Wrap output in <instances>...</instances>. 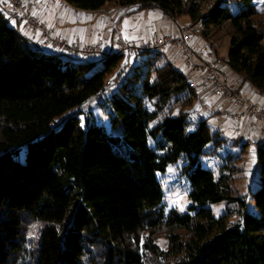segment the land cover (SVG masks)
I'll return each mask as SVG.
<instances>
[{"label": "trees", "instance_id": "16d2710c", "mask_svg": "<svg viewBox=\"0 0 264 264\" xmlns=\"http://www.w3.org/2000/svg\"><path fill=\"white\" fill-rule=\"evenodd\" d=\"M64 1L92 12L112 2L137 4L175 20L189 16L205 29L230 26L226 63L264 95V10L254 0H241L246 7L236 15L222 0L207 13L188 7L194 0ZM7 17L0 9V264H264V147L256 151L254 214L234 187L235 158L225 157L218 178L198 164L224 140L204 119L189 131L184 107L197 89L183 71L161 63L163 53L139 55L111 91L105 83L122 56L100 60L104 68L91 75L96 62L72 66L79 59L31 47ZM97 95L105 96L113 125H122L133 159L115 153L113 138L81 109ZM183 154L193 205L166 214L156 175ZM222 201L228 214L216 219L208 205ZM233 213L240 220L231 224ZM162 230L167 249L156 242Z\"/></svg>", "mask_w": 264, "mask_h": 264}, {"label": "rangeland", "instance_id": "374dc122", "mask_svg": "<svg viewBox=\"0 0 264 264\" xmlns=\"http://www.w3.org/2000/svg\"><path fill=\"white\" fill-rule=\"evenodd\" d=\"M217 1L218 0H194V2L197 3L195 6L193 4L194 2H186L188 7L193 8L197 6L199 8V12L207 13ZM222 5L228 8L233 15L239 14L246 7L245 3L241 0H222ZM251 5H253L258 11L264 10V0H254ZM78 11L87 13V15H90L91 17H94V15L100 16L102 13H105V17L103 18L104 22L97 21L98 29L95 33L97 38L95 40H100L101 42H104L105 38L108 36L107 24L109 18H111L115 20V23L110 29H108L109 32L111 33L117 30L119 32H123L126 36H128L126 29H124L126 27H134L137 29V31L139 30L144 32L156 31L162 33L166 30L168 32H165V34L168 35L176 34L182 29H188L191 38L189 42L191 48L196 54H202L203 57L205 56L204 58H206L208 52L212 50V42L216 43V51L217 55L220 57V60H224L228 56V52L231 48L232 29L230 26H224L221 28L210 27V29L206 28L209 33V38L203 34V31L206 30L203 24H195L189 16H183L177 18L176 20L172 19L166 16L158 8L140 9L137 4L123 6L118 2H112L107 4L100 11ZM92 13L96 14L93 15ZM108 13L111 15V17H109ZM5 14L10 15V13L7 11H5ZM90 16L89 18H86L85 21L83 19L80 20V24L83 27L81 28L79 32L80 34L78 36H81L82 40L86 37L85 35H87L89 31L93 32L95 30V21L93 18H90ZM24 29H26L30 34L29 29H27L25 25ZM198 37H200L201 40H198ZM193 40L195 43L197 41V44L201 43H198V41H202V43L199 46H196L195 44L193 47ZM100 41H95V43H99L102 47H104L103 50H105V53H110L111 51L106 52L108 49L107 46L103 45ZM145 43H148V41ZM76 44L83 46L82 44ZM163 54L166 55L167 61L172 63L177 69L183 71L192 81L195 79H192V77H196V75L192 74L191 71L185 68L180 51L172 49L166 51ZM140 57L146 58L148 57V54H143ZM92 62H96V64L93 66L91 75L101 71L104 68V65L99 59ZM84 63H87V61L71 60L72 66L82 65ZM119 71L120 70H114V72L108 78V80H112L115 85L119 84L126 76V73L124 74L122 70V77H120ZM194 81L197 80L195 79ZM246 82V87L242 86L241 88L243 93L248 92L247 89L249 87L250 90L253 91L255 98L259 100V103H256V105L262 108L264 106V95L257 90H254L248 81H245V83ZM229 83H232V79L230 77ZM112 88L109 89L111 90ZM114 89L115 88H113L111 91ZM201 91L199 90V92H197L198 97L191 105L187 104L184 107V110L191 113V125H189V131L196 130L198 122L204 119L207 121L211 132L220 133L224 142L222 147L218 149V153L216 155L201 156L199 158L198 164L202 168L212 171L218 178L220 176V167L224 164L225 157L227 158L231 156L232 159L235 158L234 160H236V162L234 165L238 169L235 173L234 187L241 193V196L246 199L248 212L255 214L257 213V208L254 199V193L260 186V165L257 160V152L254 146L258 139L254 135V131L250 132L246 129L244 124L246 122L236 126L229 121L226 113L219 105L217 100L218 98L214 97L212 91L203 89H201ZM104 97V95H97L91 98L87 103H85V105L81 106V109L85 112L90 111L97 125L103 126L109 137L113 138L110 140V143L112 150L115 153L120 154L128 159H133L135 150L128 142L124 140L122 125H113L111 110L108 108V106L103 105ZM217 107L220 108V112L216 109ZM82 125L84 126L85 124L83 123ZM245 144L246 146L244 147ZM149 147L151 149H156L155 141L149 140ZM213 148L214 143H211L208 145L207 150L211 151ZM23 159L24 157L22 156V160ZM188 164L189 156L187 154H183L177 163L172 164L167 168L166 172H159L156 175L158 181L161 184L163 192V203L159 209L163 207L166 211V214H168V212L171 210H177L180 213L190 212V207L193 205L189 197L191 192L190 181L188 176L184 174V169L186 166H188ZM208 208L212 210L216 219H220L224 215L228 214V206L226 201L208 205ZM239 220L240 216L237 213H233L230 215L228 221L229 223L233 224ZM178 233L182 236H186V233L183 230H179ZM167 235L168 232L165 230L160 231L157 235L156 242L162 249H167Z\"/></svg>", "mask_w": 264, "mask_h": 264}, {"label": "built area", "instance_id": "2783aa9c", "mask_svg": "<svg viewBox=\"0 0 264 264\" xmlns=\"http://www.w3.org/2000/svg\"><path fill=\"white\" fill-rule=\"evenodd\" d=\"M36 0H0V9L13 11L20 21L30 31V38L38 44V47H50L55 54L63 55L72 59L83 61L103 60L111 55L118 56H139L141 54L165 53L168 50H178L184 58V66L192 74L196 75L199 81H192L191 86H199L203 90H210L225 105V113L229 121L238 126L247 120H253L259 125L261 136L254 144L255 150L264 147V107L260 108L241 90H234L229 87L221 70L212 64L198 62V55L190 46V34L188 29H182L176 34H165L153 32L148 43L134 44L122 35L115 37V49L105 53L104 47L100 44L80 46L70 44L55 30L42 23L37 17L28 13V6ZM60 2L66 5L64 0H50V3ZM108 52V51H106ZM115 84L107 80L105 87L112 88Z\"/></svg>", "mask_w": 264, "mask_h": 264}, {"label": "crops", "instance_id": "0c3cea01", "mask_svg": "<svg viewBox=\"0 0 264 264\" xmlns=\"http://www.w3.org/2000/svg\"><path fill=\"white\" fill-rule=\"evenodd\" d=\"M68 8H70V9H68ZM78 10H80V9H76L74 7H71L67 3H66V5H62L60 2H56L54 4V3H50V0H36L33 4H30L28 6V13L30 15L37 17L42 23L53 28L59 36H62L69 43H71V44L72 43H74V44L78 43V44H82L83 46L99 44V43H95V41H98V42L100 41V40H95V39H97L96 34H95L97 32V29H98L97 21L104 22L103 18L105 17V13H102V15H100V16L94 15L96 13H92L94 15V17H91L90 15H87V13H84V12H81ZM9 13H10V15H7L8 16L7 18L9 19L10 25H12L13 27L18 28L20 30L21 34L29 42V45L31 47L40 48V47H38V44L36 42L31 40L29 32L26 29H24V24L22 21H20V19L16 15V13H14L13 11H10ZM108 15H109V17H111V15L109 13H108ZM89 16H90V18H93V20L95 21V23H94L95 30L93 32L89 31L87 33V35H85L86 37L82 40L81 36H78L80 34L79 32H80L81 28L83 27L80 24V20L83 19L85 21V19L89 18ZM99 22H98V24H99ZM87 23H89V22H87ZM114 23H115V20L109 18L108 24H107L108 25L107 26L108 36H107V38H105L104 42L100 41L103 45L107 46V48H108V49L106 48L107 51H114V49H115V37L118 34L129 39L134 44H141V43L147 42L150 39L151 34L153 33V31L152 32H150V31L144 32V31H139V30L137 31V29H135L134 27L133 28H131V27L130 28L129 27L124 28V29H126L128 36H126L123 32H119L117 30L110 33L108 29H110ZM115 28H116V25H115ZM124 32H125V30H124ZM154 32H156V31H154ZM165 32L167 33L168 31L165 30ZM165 32H162V33H165ZM198 38H199L198 40H201L200 37H198ZM190 40H191V38H190ZM199 42L202 43V41H198V43ZM201 43L197 44V41L195 43V41L193 40V47L195 44H196V46H199V45H201ZM211 48H212V50L208 52L206 58H204L205 56L203 57L202 54H197L198 55L197 61L198 62H205V63L212 64L214 66H217L221 70V72L223 73L229 87L234 89V90H241L242 91L241 88H242V86L246 87L247 82L245 83V81H247V80L244 78L243 75L234 72L227 65V63H226L227 57L224 60H220V57L217 55V51H216V43L212 42ZM41 49L43 51H45L46 53L55 54L54 51H52L49 47H43ZM140 59L141 58L139 56H125V57H123L121 63L117 67V69H115V70L116 71L120 70L119 71L120 73H122V70H123L124 74L126 73L125 75H127V73H129L131 70H133L132 68L135 66L136 63H138L140 61ZM182 60L184 62L183 56H182ZM161 63L162 64L170 63L169 61L166 60V55H164V54H163V58H162ZM229 77L232 79V83H229ZM194 78L197 81H199V79L197 77L193 76L192 79H194ZM198 84L199 83H197L196 87H195L197 89V92H199V90L201 91L200 87L197 86ZM254 90H256V89L254 88ZM247 91L248 92L244 93L246 95V97L251 99L253 102L256 101L255 103H259V100L255 98L253 91L250 90L249 87H248ZM201 92H203V91H201ZM214 97L217 98L215 95H214ZM217 100L219 102V105L221 106V109L225 112L226 108H225L224 103H222L220 101V99H217ZM216 109L220 112L219 107H217ZM245 122L246 123H244V124H245L246 129L250 132L254 131V135L259 140L260 136H261V130H260L259 125L256 123L254 125V121L251 119L247 120Z\"/></svg>", "mask_w": 264, "mask_h": 264}]
</instances>
